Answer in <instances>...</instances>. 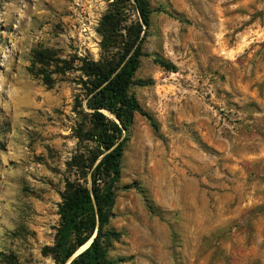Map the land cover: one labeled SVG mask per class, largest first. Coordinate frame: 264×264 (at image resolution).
<instances>
[{
    "label": "rangeland",
    "instance_id": "rangeland-1",
    "mask_svg": "<svg viewBox=\"0 0 264 264\" xmlns=\"http://www.w3.org/2000/svg\"><path fill=\"white\" fill-rule=\"evenodd\" d=\"M111 0H0V264H54L79 72L32 71L33 49L99 56ZM109 247L117 264H264V0H148ZM134 17V15H133ZM155 57L171 62L166 71ZM76 64V63H75ZM48 72L53 66L47 67Z\"/></svg>",
    "mask_w": 264,
    "mask_h": 264
},
{
    "label": "trees",
    "instance_id": "trees-1",
    "mask_svg": "<svg viewBox=\"0 0 264 264\" xmlns=\"http://www.w3.org/2000/svg\"><path fill=\"white\" fill-rule=\"evenodd\" d=\"M150 14L148 0H111L96 29L100 37L97 59H61L49 48L31 51L32 65H39L32 73L47 87L53 84V73L79 72L73 106L78 116L75 137L92 144L74 153L68 164L74 178L66 179L61 193L54 241L42 249L54 264H66L87 242L68 264H117L118 260L109 256V247L122 234L110 227V220L134 115L139 114L158 130L155 119L130 92L132 86L153 83L135 78L141 58L146 56L143 44ZM153 61L166 71H176L163 58ZM50 66L52 72L46 70Z\"/></svg>",
    "mask_w": 264,
    "mask_h": 264
},
{
    "label": "water",
    "instance_id": "water-1",
    "mask_svg": "<svg viewBox=\"0 0 264 264\" xmlns=\"http://www.w3.org/2000/svg\"><path fill=\"white\" fill-rule=\"evenodd\" d=\"M89 244V242H87V245ZM84 249V248H83ZM80 250V249H79ZM77 251L73 256H75L77 253H79L80 251ZM73 256H72V258H73ZM72 258H70L68 261H67V263L66 264H68L69 263V261L72 259Z\"/></svg>",
    "mask_w": 264,
    "mask_h": 264
},
{
    "label": "bare ground",
    "instance_id": "bare-ground-1",
    "mask_svg": "<svg viewBox=\"0 0 264 264\" xmlns=\"http://www.w3.org/2000/svg\"><path fill=\"white\" fill-rule=\"evenodd\" d=\"M86 246H87V244H86V245H84V246H83V247H82V248H81L79 251H82V249H83V248H85Z\"/></svg>",
    "mask_w": 264,
    "mask_h": 264
}]
</instances>
